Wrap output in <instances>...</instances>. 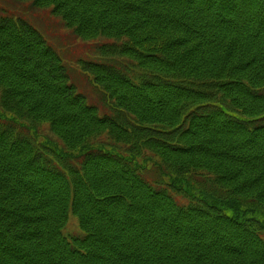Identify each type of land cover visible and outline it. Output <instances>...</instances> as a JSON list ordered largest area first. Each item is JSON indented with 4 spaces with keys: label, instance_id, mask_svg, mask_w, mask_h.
<instances>
[{
    "label": "trees",
    "instance_id": "1",
    "mask_svg": "<svg viewBox=\"0 0 264 264\" xmlns=\"http://www.w3.org/2000/svg\"><path fill=\"white\" fill-rule=\"evenodd\" d=\"M14 1L108 107L0 9V264H264V0Z\"/></svg>",
    "mask_w": 264,
    "mask_h": 264
},
{
    "label": "rangeland",
    "instance_id": "2",
    "mask_svg": "<svg viewBox=\"0 0 264 264\" xmlns=\"http://www.w3.org/2000/svg\"><path fill=\"white\" fill-rule=\"evenodd\" d=\"M0 9H4L13 14L27 16L31 20L32 25L40 30L45 38L61 54L64 62L69 67L72 82L76 84L77 89L87 97L90 104H94L101 111H105L103 107H108L106 102L103 105L99 97L100 94L92 87L89 79L78 71L75 64L81 58L91 59L95 57L96 45L98 43L102 44V42H109L108 40L99 39L92 43L82 41L74 37L70 30L65 28L63 22L50 13V10L32 9L29 3L16 2L14 0H0ZM45 131H47V128ZM48 136L51 137L50 134ZM63 233L65 236L81 235L77 220L72 215L69 216Z\"/></svg>",
    "mask_w": 264,
    "mask_h": 264
}]
</instances>
